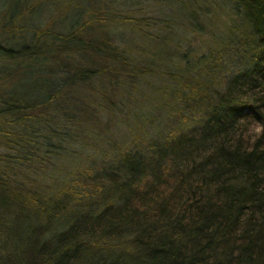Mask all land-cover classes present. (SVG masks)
I'll return each mask as SVG.
<instances>
[{
	"label": "trees",
	"instance_id": "obj_1",
	"mask_svg": "<svg viewBox=\"0 0 264 264\" xmlns=\"http://www.w3.org/2000/svg\"><path fill=\"white\" fill-rule=\"evenodd\" d=\"M74 1L0 0V264H264V0L195 52Z\"/></svg>",
	"mask_w": 264,
	"mask_h": 264
},
{
	"label": "rangeland",
	"instance_id": "obj_2",
	"mask_svg": "<svg viewBox=\"0 0 264 264\" xmlns=\"http://www.w3.org/2000/svg\"><path fill=\"white\" fill-rule=\"evenodd\" d=\"M49 1L57 3L60 8H66L74 0ZM116 1L118 8L129 11L135 16H144L146 18L147 24H143L142 26L149 32L146 35V39L151 41V45H156L163 38L169 45H176L177 47L175 46L174 49L176 48L177 52L185 49H191L195 52L201 45L202 40L210 34V30H213L215 27L214 25L207 26L201 23V20L204 18L203 16L216 12L217 15L219 14L218 16L225 17L224 11L226 10L223 0ZM124 31L126 32V29L122 32ZM128 34L132 36L131 33ZM155 50L153 49V51ZM144 87L147 88L149 85L147 84ZM122 127H124L123 124L121 125V129ZM126 129L122 131L126 133Z\"/></svg>",
	"mask_w": 264,
	"mask_h": 264
}]
</instances>
